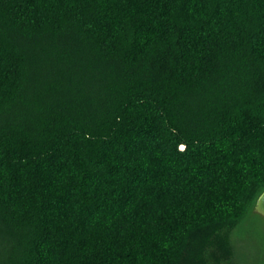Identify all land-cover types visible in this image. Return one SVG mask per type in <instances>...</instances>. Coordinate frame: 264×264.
<instances>
[{"label":"trees","instance_id":"obj_1","mask_svg":"<svg viewBox=\"0 0 264 264\" xmlns=\"http://www.w3.org/2000/svg\"><path fill=\"white\" fill-rule=\"evenodd\" d=\"M264 190V0H0V264H234Z\"/></svg>","mask_w":264,"mask_h":264},{"label":"rangeland","instance_id":"obj_2","mask_svg":"<svg viewBox=\"0 0 264 264\" xmlns=\"http://www.w3.org/2000/svg\"><path fill=\"white\" fill-rule=\"evenodd\" d=\"M234 264H264V216L247 211L230 234Z\"/></svg>","mask_w":264,"mask_h":264},{"label":"water","instance_id":"obj_3","mask_svg":"<svg viewBox=\"0 0 264 264\" xmlns=\"http://www.w3.org/2000/svg\"><path fill=\"white\" fill-rule=\"evenodd\" d=\"M253 210L264 216V190L255 199Z\"/></svg>","mask_w":264,"mask_h":264}]
</instances>
